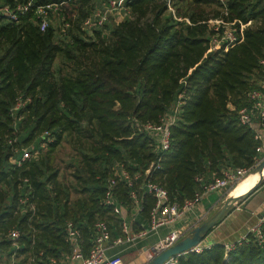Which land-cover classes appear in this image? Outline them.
Wrapping results in <instances>:
<instances>
[{"label":"trees","instance_id":"obj_1","mask_svg":"<svg viewBox=\"0 0 264 264\" xmlns=\"http://www.w3.org/2000/svg\"><path fill=\"white\" fill-rule=\"evenodd\" d=\"M28 1L32 7L63 5L51 13L59 25L51 22L43 31L33 8L17 21L0 18V261L15 250L24 255L21 264L30 257V264H51L49 258L69 253L68 220L81 229L84 253L96 220L107 223L111 241L117 238L121 216L114 204L103 202L105 180L116 162L129 172H143L157 159L141 125L159 121L174 107L170 147L151 172L171 201L191 198L223 169L250 170L261 158L256 148L264 140L239 121L238 110L251 105L248 93L264 78V0H225V19L243 25L241 40L227 50H209L212 29L205 6L215 3L220 9L218 0H172L175 15L189 22L167 14L164 0H126L130 15L108 28V36L103 34L108 22L92 34L80 28L89 15L83 10L87 0H0V7ZM77 3L82 7L76 9ZM65 21L70 26L63 30ZM58 54L63 60L54 68ZM18 98L25 103L15 108ZM45 131L47 139L41 137ZM68 135L78 137L71 138L75 144L87 140L72 174L74 184L59 179V168L48 157ZM29 146L33 155L21 160L15 149ZM44 149L46 154L38 155ZM138 197L134 230L148 226L154 204L146 191H138ZM113 199L131 215L123 182L114 186ZM12 228L20 231L17 249L5 237ZM260 230L264 238V221ZM168 264H264V240L259 243L248 232L227 254L223 243H213Z\"/></svg>","mask_w":264,"mask_h":264},{"label":"built area","instance_id":"obj_2","mask_svg":"<svg viewBox=\"0 0 264 264\" xmlns=\"http://www.w3.org/2000/svg\"><path fill=\"white\" fill-rule=\"evenodd\" d=\"M167 9L172 11V14L177 20L189 22L188 18L178 16L176 17L175 12L172 9V0H164ZM221 3L223 12L219 15L214 23L210 25L212 34L209 38V50L217 49L222 47L227 50L231 45L238 43L241 40V31L243 25L236 26V21H229L225 19L228 16V10L225 0H218ZM126 0H107L105 5L101 9L94 10L91 14L86 16L80 22V28L87 34H92L94 30L102 28L107 22L108 15L113 11L122 12L125 16L130 15L129 8L125 4ZM63 2L60 3H49L44 5H36L32 7V2L16 4L15 7H9L4 5L0 7V18H5L8 21H17L18 15L24 14L25 12L33 10L40 30H45L46 27L53 21L52 14H56L57 11L62 10ZM70 26L69 21H65L62 29L64 30ZM261 67L264 74V58L261 60ZM249 100L251 101L250 106H242L238 110L239 121L242 124L251 126L255 131V138L264 140V78L260 83L259 88L253 89L248 93ZM25 103L20 98L17 99L15 108L20 107ZM177 115V107H174L171 113H166L157 122H146L141 125V128L148 133L153 140L154 150L157 153V159L152 161L149 166L143 171L129 172L124 163L116 162L111 168V174L106 178V190L104 193L103 202L107 205H113L115 213L121 216V234L112 240L113 244H129L135 245L141 239L147 237L150 234L157 233L162 226H173L183 221L189 214L195 213L198 206L202 202L204 196L214 193L221 192L232 186L238 180L243 178L248 169L247 168H226L221 172L220 177H214L207 183H202L200 191H196L191 198H186L182 202L171 201L167 191L156 182L152 176V170L159 168V161L161 154L170 147L171 142V126L175 123ZM49 132L45 131L41 137L43 139L48 138ZM50 140V139H48ZM264 144V142H263ZM46 142L41 143V147H45ZM31 146L16 148L15 152L21 154V160L30 158L33 153L31 152ZM263 145L256 148L257 152H262ZM258 162V161H257ZM256 162V163H257ZM20 163V160L18 161ZM197 181H203L202 177H197ZM123 182V184L129 188V197L132 202V212L128 216L123 211V206L119 201L113 199V188L117 182ZM138 191H146L148 194L153 196L154 204L149 212V224L146 228L140 230H134L132 223L136 219V215L141 210V201L138 197ZM25 198H22L20 202H24ZM203 214H197L194 218L193 223L188 227L187 224L175 227L171 229L168 235L160 240L153 248L149 249V252H160L161 250L172 246L181 238L189 234L193 227L201 223L203 220ZM264 221V212L260 217V222L251 228L249 232H252L259 243L264 238L260 230V224ZM65 240L69 243V253L59 257L49 258L51 264H123V260L120 255L107 253L109 248L110 231L108 225L103 220H96L93 225V241L87 251L84 253L81 247V229L79 225L73 220H68L65 223ZM20 236V231L16 228L8 230L5 234L6 238L13 240L15 249L19 246L17 244V238ZM246 237V236H245ZM235 242H228L225 245V253L231 251L235 247L236 242H240L245 239ZM210 245L200 242L192 248V251L200 252L204 247ZM43 251H39L38 255L42 256ZM23 254H18L17 251H13L12 254L0 261V264H21ZM32 257L29 258L23 264H30ZM175 258L169 260L168 263H174ZM167 263V264H168Z\"/></svg>","mask_w":264,"mask_h":264},{"label":"crops","instance_id":"obj_3","mask_svg":"<svg viewBox=\"0 0 264 264\" xmlns=\"http://www.w3.org/2000/svg\"><path fill=\"white\" fill-rule=\"evenodd\" d=\"M230 191L231 190H229V192H227L225 196L222 197L219 192H214L204 196L195 213L189 214L183 221L173 226L160 227L157 233L148 235L147 237L138 241L135 245L113 244L111 241L107 253L110 255H120L123 260V264L146 263L148 260L146 255L150 253L149 249L153 248L160 240L165 238L171 229L183 224H187L189 227L193 223L195 216L199 213L203 214L204 217L207 216V214H209L220 201H224L229 198L227 196H230ZM255 196L250 197L248 200H242L241 204H239L230 212H227L222 217L221 221L215 224L206 235L207 240L205 244H226L228 242L241 240L243 237H245L249 230L260 222V217L264 212V192L261 194V196H257L255 201L250 203L249 206H246L248 201H250ZM154 235L156 236V239L153 241V243H151V245L146 244V239ZM138 250L141 251L142 255H145L144 257L146 261L142 262L141 258L137 254Z\"/></svg>","mask_w":264,"mask_h":264},{"label":"rangeland","instance_id":"obj_4","mask_svg":"<svg viewBox=\"0 0 264 264\" xmlns=\"http://www.w3.org/2000/svg\"><path fill=\"white\" fill-rule=\"evenodd\" d=\"M107 0L103 1V0H87V3H84L83 7L85 11L89 12V14H91L94 10H97V9H101L105 3H106ZM90 3H93L92 6H94V8H91V5ZM180 7H182V4L179 5ZM79 7H82L81 3H77L76 4V9H78ZM172 9L173 11L175 12L176 9L173 5V2H172ZM205 9L207 12H210V17L208 18V20L206 22H208L210 25L212 23H214V20L217 18V16H213V14H215V12H217V10H220V12L222 13L223 12V9L220 7L219 9V6L215 3H212L208 6H205ZM75 12V11H74ZM72 12V13H74ZM78 13V15L80 14V12H78V10L76 11ZM75 12V13H76ZM221 13H219L221 15ZM167 14H172V11L168 10L167 9ZM218 14V15H219ZM124 14L122 12H117V11H113L112 13H110L108 15V19H107V22H108V25L105 27L104 29V33L105 36L109 35V32H108V28H110L111 26H113L114 24H116L117 22H119V20L123 19L124 18ZM177 17V16H176ZM174 20H177L175 17H173ZM254 24V23H252ZM52 25L53 26H58L59 25V21H58V18H54L53 21H52ZM58 34L56 33L55 34V40L58 39ZM60 37H63V36H60ZM109 38V37H108ZM106 38V40L108 39ZM63 60V57L61 54H58L57 55V58L54 62V68H57L60 64H61V61ZM66 68H64L65 70ZM69 137H67L68 139H64L55 149L54 151H52L51 153L49 152L48 154V157L50 159V161L56 165L59 169V179L61 178L63 181L67 182V184L69 183H75V178L72 176L75 168L78 166V162L77 160L80 158L81 156V152H85V148H86V142L87 140L83 141V144H80L79 142H77L76 144L74 143L72 139H77L78 137H75V136H72V135H68ZM83 137L81 136L80 139H82ZM47 152V149L43 150L41 152V154L38 153V155H44L46 154ZM264 157V144H263V147H262V154H261V158L258 160V162ZM257 162V163H258ZM257 163H255L253 165V167L247 171L250 172V171H253L254 172V169L257 165ZM252 173V172H251ZM251 173L247 174L242 180H238L239 182H237L235 188L233 190L230 191L229 195L230 197L233 196L236 192L244 189L247 185L246 183H244V180L247 179V177H251ZM250 175V176H249ZM254 177H257V181H258V176H254ZM257 181L254 183L256 184ZM244 183V184H243ZM254 184L252 186H254ZM250 186V187H252ZM232 189V188H231ZM228 191V190H227ZM227 191H221L219 192V194H221V197L222 196H225V194L227 193ZM264 192V177L262 178V181L260 182V184L258 185V187L252 191V193L250 195H248L246 198L244 199H241V200H238L237 202L231 204V206L229 207L230 211L233 210L235 207H237L239 204L242 203V200H248L250 197L252 196H255L253 197L250 201H248L247 205L246 206H249L250 203H252L253 201H255V198L257 196H261V194H263ZM77 195L76 194H72V197H76ZM229 197V196H227ZM228 199V198H227ZM226 199V200H227ZM220 201L217 206L209 213L207 214V216H205L203 218V220H201V222H203L204 220L210 218L213 214H215V212H217L221 206L223 205V203L226 201ZM229 211V212H230ZM156 239V236H152L148 239H146L145 243L148 244V245H151V243H153V241ZM206 237L202 240V243H205L206 242ZM139 257L141 258L142 262L146 261L145 259V255H142L141 254V251L138 250L137 251ZM148 256V254L146 255ZM145 263V262H144Z\"/></svg>","mask_w":264,"mask_h":264},{"label":"water","instance_id":"obj_5","mask_svg":"<svg viewBox=\"0 0 264 264\" xmlns=\"http://www.w3.org/2000/svg\"><path fill=\"white\" fill-rule=\"evenodd\" d=\"M264 168V157L257 163L254 171H258L261 173L259 180L254 186L248 190L246 193L239 196H229V198L223 203L221 208L215 212L210 218L204 220L200 224L190 230L189 234L181 238L172 246H169L160 252H152L148 253V261L144 264H167L170 259L176 258L179 255L188 253L192 251V248L202 242V240L209 233L210 229L217 224V222L227 213L231 204L237 202L238 200L246 198L248 195L255 190L260 182L262 181V170Z\"/></svg>","mask_w":264,"mask_h":264},{"label":"bare ground","instance_id":"obj_6","mask_svg":"<svg viewBox=\"0 0 264 264\" xmlns=\"http://www.w3.org/2000/svg\"><path fill=\"white\" fill-rule=\"evenodd\" d=\"M246 175H247V173H246ZM245 175V176H246ZM244 176V177H245ZM250 176V175H249ZM254 176H258V180H259V178H260V176H261V173L260 172H258V171H254V172H252L251 173V177H247V179H245L244 180V183H246V187L244 188V189H242V190H240V191H238V192H236L233 196H239V195H242V194H244V193H246L248 190H250L253 186V184L257 181V177H254ZM262 176L264 177V168H263V170H262ZM243 177V178H244ZM242 178V179H243ZM242 179H240V180H242ZM239 180V181H240ZM238 181V182H239ZM240 183V182H239ZM243 183V184H244ZM250 186H252V187H250Z\"/></svg>","mask_w":264,"mask_h":264}]
</instances>
